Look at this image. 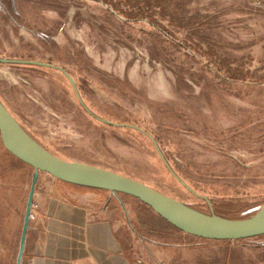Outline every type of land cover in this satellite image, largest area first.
<instances>
[{"label": "rangeland", "instance_id": "1", "mask_svg": "<svg viewBox=\"0 0 264 264\" xmlns=\"http://www.w3.org/2000/svg\"><path fill=\"white\" fill-rule=\"evenodd\" d=\"M158 9L127 19L102 0H0V103L58 158L121 174L201 215L257 217L264 0H161ZM96 190L139 234L169 243L179 232L135 198Z\"/></svg>", "mask_w": 264, "mask_h": 264}, {"label": "crops", "instance_id": "2", "mask_svg": "<svg viewBox=\"0 0 264 264\" xmlns=\"http://www.w3.org/2000/svg\"><path fill=\"white\" fill-rule=\"evenodd\" d=\"M96 189L36 173L0 139V264H17L31 192L37 208L19 264H264V238L214 241L181 231L169 243L145 237L130 226L129 212L110 206L109 192Z\"/></svg>", "mask_w": 264, "mask_h": 264}, {"label": "water", "instance_id": "3", "mask_svg": "<svg viewBox=\"0 0 264 264\" xmlns=\"http://www.w3.org/2000/svg\"><path fill=\"white\" fill-rule=\"evenodd\" d=\"M8 115L0 103L1 142L5 150L34 168L36 173L44 172L64 182L118 192L138 199L177 230L198 238L214 241H232L264 235V216L258 215L249 219L232 220L201 215L184 205L177 204L176 201L169 199L158 191L121 174L93 165L58 158L32 141L9 115L11 120L24 132L31 142L19 138L7 117ZM35 179L36 177L33 185ZM31 204L32 192L29 195L27 204L17 264L20 263L23 251L24 232L29 220Z\"/></svg>", "mask_w": 264, "mask_h": 264}, {"label": "trees", "instance_id": "4", "mask_svg": "<svg viewBox=\"0 0 264 264\" xmlns=\"http://www.w3.org/2000/svg\"><path fill=\"white\" fill-rule=\"evenodd\" d=\"M160 1L161 0H102L104 4H106L108 7L112 8L113 10L118 11L127 19L140 16V17H144V19H149V20L153 19L155 11L159 10L158 6ZM160 15H162L161 10H160ZM213 64L216 65V63ZM234 71H236V74L234 73ZM239 73L240 72L239 71L237 72L235 68H227V74L230 76V79L237 80V77H241ZM136 200L139 201L138 199ZM160 219L164 221L162 218ZM171 227L174 228L173 226ZM174 229L177 230L176 228Z\"/></svg>", "mask_w": 264, "mask_h": 264}, {"label": "bare ground", "instance_id": "5", "mask_svg": "<svg viewBox=\"0 0 264 264\" xmlns=\"http://www.w3.org/2000/svg\"><path fill=\"white\" fill-rule=\"evenodd\" d=\"M9 121L11 122L12 126H13V129L16 133V135L21 138L22 140L24 141H28V142H31L27 136L24 134V132L21 131V129L19 127H17V125L11 120V118L9 117V115L7 116ZM178 204V203H177ZM260 211V210H259ZM260 216H264V208L261 210L260 212Z\"/></svg>", "mask_w": 264, "mask_h": 264}, {"label": "built area", "instance_id": "6", "mask_svg": "<svg viewBox=\"0 0 264 264\" xmlns=\"http://www.w3.org/2000/svg\"><path fill=\"white\" fill-rule=\"evenodd\" d=\"M37 208L36 204H31V208H30V213H29V218L33 219L34 218V210Z\"/></svg>", "mask_w": 264, "mask_h": 264}]
</instances>
